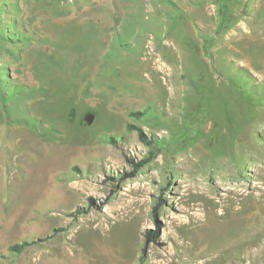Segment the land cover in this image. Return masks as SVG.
Segmentation results:
<instances>
[{"label":"rangeland","instance_id":"374dc122","mask_svg":"<svg viewBox=\"0 0 264 264\" xmlns=\"http://www.w3.org/2000/svg\"><path fill=\"white\" fill-rule=\"evenodd\" d=\"M172 1L0 0V264H264V0Z\"/></svg>","mask_w":264,"mask_h":264},{"label":"bare ground","instance_id":"6f19581e","mask_svg":"<svg viewBox=\"0 0 264 264\" xmlns=\"http://www.w3.org/2000/svg\"><path fill=\"white\" fill-rule=\"evenodd\" d=\"M228 186L229 187L227 188V191H228V193L235 195L234 199H235L236 204H237L236 209L240 210L242 208V207H240L241 201L245 198V196H247L244 194L243 189H241L243 187V184L240 182H234V183H228ZM204 193H206V191H204Z\"/></svg>","mask_w":264,"mask_h":264},{"label":"trees","instance_id":"16d2710c","mask_svg":"<svg viewBox=\"0 0 264 264\" xmlns=\"http://www.w3.org/2000/svg\"><path fill=\"white\" fill-rule=\"evenodd\" d=\"M162 1H165V2H167L169 4H171L176 9L181 10V8L174 1H172V0H162ZM208 38L210 39V36L206 37L205 39H208ZM157 236H158V232H154L152 235L148 236V238H151V237L152 238H156ZM25 245H27V244H25ZM25 245L16 246V247L19 248L20 250H23Z\"/></svg>","mask_w":264,"mask_h":264},{"label":"crops","instance_id":"0c3cea01","mask_svg":"<svg viewBox=\"0 0 264 264\" xmlns=\"http://www.w3.org/2000/svg\"><path fill=\"white\" fill-rule=\"evenodd\" d=\"M154 6H155V5H154ZM156 6L158 7V6H161V5H156ZM158 8H161V9H164V10H166V9L163 7V5H162V7H158ZM189 24L191 25V23H190V22H189ZM191 26H192V25H191ZM194 29H195V28H193V30H192V31H193V33L195 32V30H194Z\"/></svg>","mask_w":264,"mask_h":264}]
</instances>
